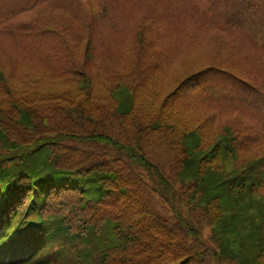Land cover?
<instances>
[{
	"label": "trees",
	"instance_id": "16d2710c",
	"mask_svg": "<svg viewBox=\"0 0 264 264\" xmlns=\"http://www.w3.org/2000/svg\"><path fill=\"white\" fill-rule=\"evenodd\" d=\"M91 3L0 0V264H264V0Z\"/></svg>",
	"mask_w": 264,
	"mask_h": 264
},
{
	"label": "rangeland",
	"instance_id": "374dc122",
	"mask_svg": "<svg viewBox=\"0 0 264 264\" xmlns=\"http://www.w3.org/2000/svg\"><path fill=\"white\" fill-rule=\"evenodd\" d=\"M85 2L86 3H89V7H91L92 6V3H91V0H85ZM200 2H202V1H200ZM193 49L195 50V51H197V52H204V51H206L207 50V47L205 46V45H201V46H199V47H193ZM203 55H199V57L198 58H201ZM197 58V57H196ZM195 61V58H193L192 60H191V63H193ZM181 70H182V68L181 67H179V68H177L174 72H173V74L174 75H183V74H181ZM166 83H168V80L166 81ZM165 83V84H166ZM162 86H163V84H162Z\"/></svg>",
	"mask_w": 264,
	"mask_h": 264
}]
</instances>
